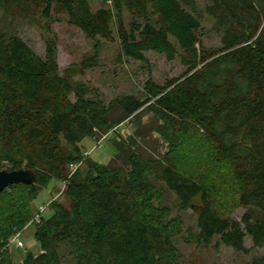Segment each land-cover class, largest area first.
Returning <instances> with one entry per match:
<instances>
[{
	"label": "trees",
	"instance_id": "obj_1",
	"mask_svg": "<svg viewBox=\"0 0 264 264\" xmlns=\"http://www.w3.org/2000/svg\"><path fill=\"white\" fill-rule=\"evenodd\" d=\"M42 1L46 20L53 5L87 38L117 40L119 59L143 62L153 52L168 61L178 57L186 71L164 84L148 80L140 98L125 95L106 104L69 73L60 74L48 24L43 58L18 36L0 33V170L36 175L32 185L0 193V264H14L4 246L32 221L33 200L52 180L63 183L69 207L49 204L52 215L34 224L40 250L25 252L22 264H189L173 244L182 221L155 204L152 177L177 196L182 211L196 216L195 245L209 246L218 237L217 245L249 253V237L252 249L263 247L264 220L232 219L218 193L229 188L231 209L254 206L264 213V0ZM109 1L111 8L92 11V2ZM200 12L213 20L220 48L197 47ZM96 64L95 55L85 57L79 71ZM115 104L126 116L153 113L167 143L160 159L133 153L126 173L83 157L79 144L107 128ZM190 146L199 148L193 160L180 155ZM250 264H264V257Z\"/></svg>",
	"mask_w": 264,
	"mask_h": 264
},
{
	"label": "rangeland",
	"instance_id": "obj_2",
	"mask_svg": "<svg viewBox=\"0 0 264 264\" xmlns=\"http://www.w3.org/2000/svg\"><path fill=\"white\" fill-rule=\"evenodd\" d=\"M42 0H0V33L16 35L21 38L38 56L45 55V38L48 37L45 27L50 26L51 33L56 39L57 63L60 74H68L78 84H84L90 90V95L103 100L106 104L125 95L141 97L144 85L148 80L157 84H164L167 79L181 77L186 68L177 57L168 61L165 56L153 52L145 54L143 62L135 61L127 57L119 59V42L104 41L97 37L89 39L78 28L67 22L65 15L57 13L52 5L51 21L42 16L44 8ZM92 11L101 7L111 8V2L107 4L92 2ZM204 3H200L202 10ZM201 16V29L199 31V45L207 51H213L221 47L220 36L215 29L212 19L204 12ZM124 22H127L126 16ZM112 30L116 32L115 22ZM96 56V67L80 73L79 62L89 56ZM70 100L76 101L74 94ZM108 126L96 131L95 138H85L80 144L81 153L89 152L88 159L99 167L106 169L119 168L129 172L130 166L127 158L133 154H139L144 159H160L167 151V143L157 133L160 122L153 113L147 110L126 116L115 104L107 116ZM106 136V137H105ZM99 143L98 148L95 146ZM65 149H69L63 144ZM199 148L190 146L181 149L183 158L196 157ZM193 150V151H192ZM190 152H193L191 155ZM71 172L68 173V176ZM157 189L158 199L155 204L169 208L172 218H180L182 221L181 233L173 238L174 247L189 264H250L255 258L264 257V246L252 249L251 238L246 237L244 247L249 253L236 252L232 248L222 244L217 245L218 237L214 238L209 246H197L191 241L190 235L198 233L197 218L191 210L182 211L177 196L167 189L166 185L151 178ZM63 183L52 180L47 187L39 189V193L33 200L32 208L34 217L41 207H46L42 218H49L53 211L49 204L56 200L65 207H69V199L63 194ZM229 188H221L218 197L226 201L225 209L231 212L234 220L240 221L244 214H249L254 220L263 221L264 213L254 206L246 208H232L228 201ZM31 222V221H30ZM28 222L21 230V242L23 248H17L12 242L13 235L6 242L4 249L10 252L14 264H22L25 252H39V245L34 239V224ZM29 224V225H28ZM27 226V227H26ZM3 249V250H4ZM63 264H70L66 259Z\"/></svg>",
	"mask_w": 264,
	"mask_h": 264
},
{
	"label": "water",
	"instance_id": "obj_3",
	"mask_svg": "<svg viewBox=\"0 0 264 264\" xmlns=\"http://www.w3.org/2000/svg\"><path fill=\"white\" fill-rule=\"evenodd\" d=\"M36 182V175L30 169L15 171L0 170V193L12 185H32Z\"/></svg>",
	"mask_w": 264,
	"mask_h": 264
},
{
	"label": "built area",
	"instance_id": "obj_4",
	"mask_svg": "<svg viewBox=\"0 0 264 264\" xmlns=\"http://www.w3.org/2000/svg\"><path fill=\"white\" fill-rule=\"evenodd\" d=\"M106 137V136H105ZM98 147H100L99 146V143L95 146V148H98ZM88 157L89 156V153L88 152H84L83 153V157ZM81 163L82 162H79V163H77V164H74V165H72L71 166V174L81 165ZM46 211V207H41L40 208V210H39V212H38V214L34 217V219L29 223V224H31V223H33V222H36L37 224H39L40 223V220H41V218H42V213L43 212H45ZM28 224V225H29ZM27 227V226H26ZM20 238H21V231H19V232H17L14 236H13V239H11L12 240V242L15 244V246L17 247V248H23L24 247V245H23V242H21V240H20Z\"/></svg>",
	"mask_w": 264,
	"mask_h": 264
},
{
	"label": "crops",
	"instance_id": "obj_5",
	"mask_svg": "<svg viewBox=\"0 0 264 264\" xmlns=\"http://www.w3.org/2000/svg\"><path fill=\"white\" fill-rule=\"evenodd\" d=\"M89 153V152H88ZM24 257V256H23Z\"/></svg>",
	"mask_w": 264,
	"mask_h": 264
}]
</instances>
